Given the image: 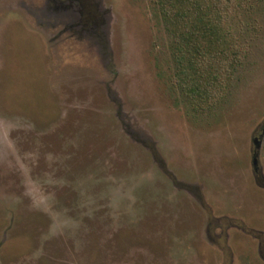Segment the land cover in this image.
<instances>
[{"label":"rangeland","instance_id":"rangeland-1","mask_svg":"<svg viewBox=\"0 0 264 264\" xmlns=\"http://www.w3.org/2000/svg\"><path fill=\"white\" fill-rule=\"evenodd\" d=\"M41 1L0 0V264H264V0L233 13L242 64L198 110L151 0L79 24Z\"/></svg>","mask_w":264,"mask_h":264},{"label":"trees","instance_id":"trees-1","mask_svg":"<svg viewBox=\"0 0 264 264\" xmlns=\"http://www.w3.org/2000/svg\"><path fill=\"white\" fill-rule=\"evenodd\" d=\"M245 1L151 0L170 33L171 86L195 110L214 106L242 64L233 13Z\"/></svg>","mask_w":264,"mask_h":264},{"label":"flooded vegetation","instance_id":"flooded-vegetation-1","mask_svg":"<svg viewBox=\"0 0 264 264\" xmlns=\"http://www.w3.org/2000/svg\"><path fill=\"white\" fill-rule=\"evenodd\" d=\"M97 7L95 0H42L39 5L28 9L49 24H79L78 18L82 17L87 23Z\"/></svg>","mask_w":264,"mask_h":264},{"label":"water","instance_id":"water-1","mask_svg":"<svg viewBox=\"0 0 264 264\" xmlns=\"http://www.w3.org/2000/svg\"><path fill=\"white\" fill-rule=\"evenodd\" d=\"M255 153H256L255 150H253V152H252V162H253L254 165L256 164ZM254 168L256 169V166Z\"/></svg>","mask_w":264,"mask_h":264}]
</instances>
